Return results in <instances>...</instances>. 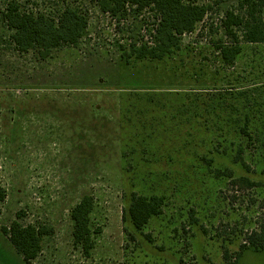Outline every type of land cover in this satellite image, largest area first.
<instances>
[{"label": "rangeland", "instance_id": "obj_1", "mask_svg": "<svg viewBox=\"0 0 264 264\" xmlns=\"http://www.w3.org/2000/svg\"><path fill=\"white\" fill-rule=\"evenodd\" d=\"M9 1L0 0V264H25L1 231L14 220L48 230L32 264H264V251L250 248L249 239L264 246V43L242 44L231 66L212 49L215 40L228 41L221 19L226 10L239 13L242 0H185L210 9L194 32L181 37L182 60L169 61L176 69L184 62L182 70L198 78L208 72L209 82L217 74L218 87L227 91L221 94L228 96L218 115L228 122L213 116L212 126L209 121L198 131L163 120L156 152L134 160L121 156L130 147L120 144V93L108 82L122 73L157 83L166 77V63L131 68L120 59L121 47L152 40L154 13L128 8L111 16L95 0H15L21 10L50 18L68 6L88 18L76 45L62 44L42 58L37 48L23 53L12 43L1 17ZM171 79L192 86L175 74ZM247 113L252 123L244 136L238 126ZM236 119L237 129L229 130ZM176 135L184 139L176 142ZM164 143L175 151L165 152ZM239 148L243 169L233 161ZM224 169L231 178L216 175ZM131 192L165 197L161 213L140 231L122 217ZM84 195L94 202L88 253L74 244L70 218Z\"/></svg>", "mask_w": 264, "mask_h": 264}, {"label": "trees", "instance_id": "obj_2", "mask_svg": "<svg viewBox=\"0 0 264 264\" xmlns=\"http://www.w3.org/2000/svg\"><path fill=\"white\" fill-rule=\"evenodd\" d=\"M94 3L100 12L111 16L123 15L128 8L153 12L155 27L152 40L141 44L132 42L126 47H121L120 59L126 67L131 68L138 62L167 64L166 77L162 76L159 83L151 79L146 81L144 79L139 81L140 78L128 80L124 73L115 78V81L108 82L120 93L119 106L117 107L119 141L122 147H130L122 149L121 156L124 160H127L128 157L134 160L136 157L141 158L143 153L146 155V153L156 152L155 148L160 140V132L157 127L163 120H175L177 127L190 125L198 131H203L209 121L212 126L213 116L219 123L225 120L218 113L222 112L223 101L228 96L221 94L227 91L218 87L217 74H212V82H209L207 81L208 72L201 73L200 79L190 69L182 70L181 65L184 62H181L177 69L175 68L176 62L169 63L179 55L180 61L182 60L181 37L195 31L197 24L204 19L210 9L209 6L185 0H95ZM263 9V0H242L239 3V13L233 10L224 12L220 27L228 41L220 38L215 40L212 46L213 52L223 66H231L237 61L243 51L242 44L264 43ZM1 17L6 27L11 31L10 39L17 50L24 53L34 47L38 49L42 58L49 56L52 49L62 44L76 45L84 36L88 26L86 14L78 8L65 7L56 18H50L43 13L36 14L21 10L15 0L5 4ZM238 32H241V36L238 35ZM181 70H187L188 73H180ZM173 74L178 78L187 79H183V81H188L192 86L183 88L184 85H181L178 80V83L172 82ZM206 82L211 84H206ZM243 93L237 92L236 95H243ZM204 96L209 97L208 103L203 101ZM203 114L210 115L212 119L202 120ZM239 121L241 119L233 120L231 124L234 126L227 124L229 130L231 128L236 130L235 125H238ZM226 122L228 120L222 123ZM241 122H243L242 126H238V130L246 136L252 123L250 114H245ZM217 129L221 131L224 127L221 126ZM182 139L184 136H175L176 142ZM210 144L212 145V142ZM164 145L165 152L175 151V149L170 150L171 147H167L168 143H164ZM223 153H226V150H223ZM241 154L242 150L239 148L233 161L234 165L243 169V166L246 165ZM201 158L208 164L212 162L204 156ZM216 175L232 177L229 169L217 170ZM240 181L249 182V187L256 185L250 182L247 177L240 178ZM164 199L163 195H142L131 192L128 207L123 212V220L130 223L135 230L140 231L153 216L161 213ZM3 200L4 191L0 188V202ZM93 208V198L90 195H84L70 210V218L73 223V242L81 246L85 253H88L93 247L90 218ZM1 231L8 237L9 242L21 255L25 264H32L42 249V237L48 234V230L42 226L23 225L15 220L8 227H2ZM258 237L262 240L261 235ZM249 239L251 240L250 248L264 251L262 242L257 244L251 238ZM241 248L244 249L245 244H242ZM224 258L227 259L226 252H224Z\"/></svg>", "mask_w": 264, "mask_h": 264}]
</instances>
